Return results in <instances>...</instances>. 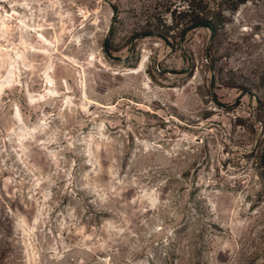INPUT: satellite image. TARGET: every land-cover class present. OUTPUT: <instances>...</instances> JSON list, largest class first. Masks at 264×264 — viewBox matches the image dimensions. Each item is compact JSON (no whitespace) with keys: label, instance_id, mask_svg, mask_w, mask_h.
<instances>
[{"label":"rangeland","instance_id":"obj_1","mask_svg":"<svg viewBox=\"0 0 264 264\" xmlns=\"http://www.w3.org/2000/svg\"><path fill=\"white\" fill-rule=\"evenodd\" d=\"M0 1V264H264V0Z\"/></svg>","mask_w":264,"mask_h":264},{"label":"trees","instance_id":"obj_2","mask_svg":"<svg viewBox=\"0 0 264 264\" xmlns=\"http://www.w3.org/2000/svg\"><path fill=\"white\" fill-rule=\"evenodd\" d=\"M186 1L187 8L185 10L173 9L170 10L169 16L172 20L171 28L177 27L180 24V28H177V33L183 35L184 31L193 29L196 27H206L212 32H215L220 25V18L218 14H208L202 11L195 10V0H184ZM245 0H236L235 4L242 3ZM197 4V3H196ZM167 36L164 35L163 38ZM105 50V48H104Z\"/></svg>","mask_w":264,"mask_h":264},{"label":"bare ground","instance_id":"obj_3","mask_svg":"<svg viewBox=\"0 0 264 264\" xmlns=\"http://www.w3.org/2000/svg\"><path fill=\"white\" fill-rule=\"evenodd\" d=\"M0 14H1V13H0ZM9 27H10V24H9V21H7V17H4V16L0 15V30H1L2 32H5V31H8ZM2 50H3V49H2V46L0 45V56L4 55V56L7 57L8 54H6V52H3ZM14 55L16 56L17 59L20 58V57L22 56V55H21L19 52H17V51L14 52ZM7 58H8V57H7ZM7 60H8V59H7ZM12 61H13V60L9 61V63L11 64ZM7 64H8V62H7ZM8 65H9V64H8ZM7 72H9L10 75L13 73L12 70H9V71L7 70ZM5 82H8V80H5V81L0 82V89L2 88V86L4 85Z\"/></svg>","mask_w":264,"mask_h":264},{"label":"built area","instance_id":"obj_4","mask_svg":"<svg viewBox=\"0 0 264 264\" xmlns=\"http://www.w3.org/2000/svg\"><path fill=\"white\" fill-rule=\"evenodd\" d=\"M5 6H4V3L2 1H0V13H3L5 12Z\"/></svg>","mask_w":264,"mask_h":264}]
</instances>
